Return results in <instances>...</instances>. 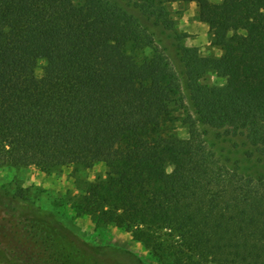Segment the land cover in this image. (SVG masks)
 Listing matches in <instances>:
<instances>
[{
  "label": "trees",
  "instance_id": "trees-1",
  "mask_svg": "<svg viewBox=\"0 0 264 264\" xmlns=\"http://www.w3.org/2000/svg\"><path fill=\"white\" fill-rule=\"evenodd\" d=\"M132 1L172 27L171 0ZM181 1L222 49L179 45L197 113L186 138L167 130L186 108L181 79L136 16L113 0H0V167L74 166V215L130 232L159 264H264V178L227 167L198 127L264 156V0ZM97 162L104 176L81 179ZM23 200L0 199V264H148Z\"/></svg>",
  "mask_w": 264,
  "mask_h": 264
},
{
  "label": "rangeland",
  "instance_id": "rangeland-1",
  "mask_svg": "<svg viewBox=\"0 0 264 264\" xmlns=\"http://www.w3.org/2000/svg\"><path fill=\"white\" fill-rule=\"evenodd\" d=\"M113 1L139 19L153 35L156 44L171 60L182 82L186 108L175 107V118L168 124L167 130L179 137H188V126L183 122V117L187 112L197 117V113L187 87L179 45L196 46L203 55L222 54V49L210 42L208 24L199 20L197 3L181 0L166 2V11L172 22V27L168 28L155 18L143 15L132 0ZM233 37L234 33H230L229 38L233 39ZM149 53L147 51L143 55ZM42 72L43 63L41 62L37 73L41 75ZM203 81L209 85H222L226 82V78L209 72L203 77ZM198 127L208 145L227 167L244 175L264 178V156L259 155L243 136L226 135L223 130L201 122L198 123ZM106 170L104 162H97L93 167L81 172L79 176L83 180L94 181L104 176ZM77 175L72 165L61 166L52 173H46L36 165H6L0 167V199L13 203L24 199L38 204L53 212L64 226L70 228L83 240L119 246L130 250L148 264H159L140 242L132 238L130 232L114 226L96 229L89 216L74 215L71 203L81 186ZM20 190L23 192V197H18Z\"/></svg>",
  "mask_w": 264,
  "mask_h": 264
}]
</instances>
